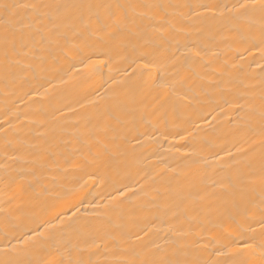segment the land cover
<instances>
[{"label":"bare ground","instance_id":"1","mask_svg":"<svg viewBox=\"0 0 264 264\" xmlns=\"http://www.w3.org/2000/svg\"><path fill=\"white\" fill-rule=\"evenodd\" d=\"M262 0H0V264H264Z\"/></svg>","mask_w":264,"mask_h":264},{"label":"snow or ice","instance_id":"2","mask_svg":"<svg viewBox=\"0 0 264 264\" xmlns=\"http://www.w3.org/2000/svg\"><path fill=\"white\" fill-rule=\"evenodd\" d=\"M261 7L264 8V0L261 2Z\"/></svg>","mask_w":264,"mask_h":264}]
</instances>
